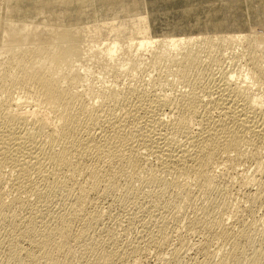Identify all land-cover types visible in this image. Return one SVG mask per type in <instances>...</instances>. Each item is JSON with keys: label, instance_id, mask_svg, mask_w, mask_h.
Here are the masks:
<instances>
[{"label": "bare ground", "instance_id": "obj_1", "mask_svg": "<svg viewBox=\"0 0 264 264\" xmlns=\"http://www.w3.org/2000/svg\"><path fill=\"white\" fill-rule=\"evenodd\" d=\"M31 1L30 4L27 3L28 6H25V2L20 3L18 12L17 9L15 11L14 5H11L13 11L17 12L16 15L11 8L9 11L13 14L9 15V13L7 17L3 16V12V17H0V79L6 82L14 79L16 85H20L28 93L27 96L18 98L14 105L12 104L10 107L5 105L6 108H0L3 110L1 115H4V117L2 116L4 119L0 118V168L6 174L13 176L7 180L10 184L9 190L14 195L11 199L12 202L6 201L5 197L0 200V234L4 232V235L0 236V251L4 254L1 256L3 258H0V264H26L28 257L30 258L32 255V249H38L41 252L40 256L44 258V264L52 262L60 264L58 257L60 255L65 258L69 257L73 249H75V254L77 243L86 235H91L88 234L89 229H92L101 220V213H98L100 210L94 209L96 204L94 194L96 195L102 190L104 193L112 192L115 189L114 186L117 185L114 182L117 177H123L130 168L141 170L143 160L146 164L147 162L156 161V164L158 162L164 168V172L168 171L169 174L176 173L177 175L179 173L180 175L181 171L185 170L186 173L188 169H192L191 171H194L195 176L198 177L194 178L202 182L200 186L198 184L200 190H207L209 193V191L217 189L214 184L216 177L212 166L214 167L213 164L219 160L222 161L223 155L227 161L230 159L232 161L233 154L239 158L247 157L248 150L246 149L250 148H247L248 146H253L255 150L261 152L262 148H258L261 147L259 144L262 143V140L264 141V94L251 93L250 90L254 86L252 87L250 83L264 81V65L262 63L264 41L260 39L259 35V32L264 30V21L260 19V15L264 14V0H254L250 3L246 1L248 5L243 0H235L237 4L245 6L247 10L255 11L258 8L261 13L258 15V23L262 28L260 31L250 26L251 29H238L239 31L222 29L226 21L225 18L216 17L218 9L214 6V0H199V9L203 19L201 18L200 23H195L204 29L200 31L202 43L209 49L226 47L234 43L243 46L246 44L247 67L244 66V68H247V72L242 79L239 74L241 72L238 69V73L236 67L234 70H226L223 63H226L225 57H222V59L225 58L224 61L219 60L220 56L218 59L213 58L215 62L220 63L221 75L216 77L212 73L213 76H209L204 82L201 80L200 84L195 89L193 88L194 91L192 90L191 94L181 91L175 108L172 106L175 104L172 103L170 94L159 93L155 89L156 87L148 91L146 88L150 87L147 84L143 88L137 85L133 87V84L126 83L123 88L125 91L120 89L121 92L116 90L117 84L114 86L103 84L100 88L98 87V90L97 88H95L96 90L84 89L85 91L79 89L80 86L84 88L91 83L92 72L89 61L97 64L100 70L102 68V70L111 71L117 83L120 82L123 72H126L130 63L134 65L137 60L140 61L146 55L147 57L151 56L150 59L154 64L159 65L161 62L168 61L169 64L165 65V63L164 66H161H167L169 69L171 64L177 65L180 69L178 74L181 79L187 84H195L196 79L192 81L193 74L191 75V73L201 65L202 62L199 63L200 59L198 58L202 56L198 57L197 54L200 53L194 52L190 46L192 45L191 38L185 36L187 33L180 30L186 26L178 21L169 23V27L160 34L154 31L155 26L152 20L155 18L150 7L159 0ZM66 4L69 5L67 8ZM70 4L73 7H70ZM51 6H54L56 13L49 11ZM194 7H198V5H194ZM194 7L189 6V10L194 11ZM182 9L184 10V8ZM48 11V14L51 12V15L44 16ZM184 11L188 13V9ZM83 13L87 14L85 23L82 22ZM122 13L127 15V20L126 17L123 19L119 17ZM160 17L163 20L168 19L167 16L166 18L163 15ZM129 24H132L131 28L127 27ZM257 26L254 27L257 28ZM210 30L213 31L209 33ZM245 30L250 31L245 33ZM175 48L178 49V54L181 57L171 58L170 52ZM212 61L208 66H211ZM76 62L78 64H75ZM60 63L66 64L68 66L66 68H69L67 71L65 70L66 72L62 69L64 74L59 73L58 68L61 66L58 65ZM204 68L201 71H205ZM208 72L209 70L206 76ZM23 98L27 103L25 108L21 106ZM96 99L100 100L102 104L98 103L99 101ZM109 101H114L121 108V113H117L118 110L112 108L113 106L108 107L107 102ZM116 105L114 106L116 107ZM160 106L164 110L168 108V112L161 113ZM88 121L92 123L89 130H87ZM107 158L109 160L106 161ZM262 164H264L263 161L260 162L259 168L263 167ZM161 167L158 169L161 170ZM263 170H260L262 178L258 181L259 188L256 198L264 201ZM103 171H107V173L102 176ZM143 171L142 168L140 172ZM163 180L161 181L156 173L152 174V172L142 178V182L145 184H156ZM165 180L167 179L165 178ZM175 180L177 178L173 183L168 182L170 180L166 181L165 186L171 188L170 185H173L175 187ZM126 184L127 187L124 190L127 191L132 185ZM179 186H181L180 183ZM187 188L190 190L189 187ZM183 190L182 192L186 191ZM127 193L130 192L127 191ZM256 198L254 200L258 199ZM68 200L73 201L74 204L70 202L67 205L71 203L76 205L69 208L64 207L61 212L56 211L57 208L54 206L57 203L54 205L55 202L63 201L61 203L66 204ZM12 204L22 210L21 214L23 211L25 214L23 216L19 215L20 212L17 214V210L15 211L16 208H13ZM136 209L129 213L128 220L142 216ZM146 220L148 219L142 220L143 224H146ZM199 221L197 218L189 223L193 228L198 229L199 226L202 227L198 224ZM72 224L76 226L74 228L81 227V229L77 228L78 231H73ZM204 224L206 226V223ZM215 224L217 223L215 222ZM245 226L239 228L240 231L237 234L233 232L234 229L231 231L229 230L231 228L226 229L227 227L222 232L220 231V235L224 239L227 238V241L232 236L235 238L233 245L230 243L232 248L228 254V260H221L222 262L217 263L210 261V257H213L212 254H218L224 248L220 247L221 249L219 248L217 253L210 252L211 248L210 251L203 248V251L200 252H203V257L200 260L193 259L196 260L194 264H228V262L244 264L247 258L253 261L252 264H258L260 258L246 255L247 246L252 238L250 232L253 230L249 232ZM205 229L207 230V228ZM211 232L213 233V231ZM153 234L151 240L148 241L155 245L158 243L159 234L157 232ZM108 235H103L105 239H101L102 253L106 259L103 261L105 264H121V261L123 262L126 258L130 259L129 256H136V253L139 252L137 244L131 246L134 243L128 242V238V241L126 238L118 240L113 234ZM86 237L88 238V236ZM91 238H93L92 235ZM228 238L230 239L228 240ZM89 241L92 245L93 242ZM81 251L83 252V250ZM81 251L78 253L81 254ZM98 251H101L99 247ZM223 253L227 254L225 251ZM83 254L84 258L88 257L85 252ZM181 254L180 248L173 253L171 264H182ZM33 257L35 256L33 255ZM67 260L71 262L66 258L64 262L62 261L63 264L67 263ZM38 261L35 262L38 263ZM88 262L90 261L88 260ZM98 263L100 264V261ZM73 264L75 263L73 262ZM78 264L86 263L82 260Z\"/></svg>", "mask_w": 264, "mask_h": 264}, {"label": "rangeland", "instance_id": "obj_2", "mask_svg": "<svg viewBox=\"0 0 264 264\" xmlns=\"http://www.w3.org/2000/svg\"><path fill=\"white\" fill-rule=\"evenodd\" d=\"M246 1H248V3H250V1H254V0H243V2H245V4L248 5V3H246ZM24 2H25V6H28V4H30L32 1L31 0H27V1H25V0H0V17H3L5 15L8 17L9 15L13 14V13H10L11 8H12V11H13V7H15V11L17 9V12H18L19 11V6L18 5L20 3H24ZM140 3H141V1H140ZM11 5L12 6L14 5V6L12 7ZM194 5H198V7H194ZM233 5H235V6H233ZM65 6L67 8L69 5L66 4ZM189 6H193L194 7L193 8L194 11L191 12L189 10L191 7L189 8ZM214 6L217 7V9H218L216 17L217 18H223V19L225 18L226 24L223 26L222 29H224V30L226 29V31L228 29H234L236 31H239L238 29H247V28L251 29L250 27H252V28H254V29L258 30V31H260L262 29L261 28V24L258 23V19H259L258 15L260 13L258 8H256V10L258 12L256 10L255 11L254 10L253 11L252 10H247L245 8V6L237 4L235 2V0H224V2H223V0L222 1L221 0H219V1L218 0H214ZM230 6H231V8H230ZM255 6H256V3H255ZM53 7L54 6H51V9L49 11H53V12L55 11V13H56V10ZM70 7H73V5L70 4ZM182 8H184V10L188 9V13H186V11H184ZM150 10H151L152 13L154 12L153 13V17L155 18V20H152V21L154 22V26H155L154 31L156 33H158V34H160L162 31H164L166 28H168L169 27V23H174V22L178 21V23L182 24L183 26H186V27H183L180 30L182 32L187 33L185 36L191 38L192 45H190V46L192 47L194 52L200 53V54H197L198 57L202 56V57L198 58V59H200V60H198V62L199 63H201V62L203 63V64L201 63V65H200L201 68L199 66L197 68V70H195L196 72L193 70L192 71L193 73H191V75L193 74L192 75L193 76L192 81H194L196 79L198 81L197 82L198 84L196 83V80L194 81L195 84L193 82H192L193 84H191V83L187 84L183 79H181L180 75L178 74V70H180V69L178 68L177 65H172L171 64L170 69L167 68V66L163 67L165 63H166L165 65L169 64V62L166 61V59H165L166 62H164V63L161 62L159 65L160 66L163 65V66L160 67L158 64H154V62L150 59L151 58L150 55H148V57L146 55L145 58L142 57V59H140V61L137 60L138 62L136 61L134 63V65L132 63H130L131 65L128 66L129 68L127 67L128 69L127 70L125 69L128 74L126 72H123L122 76H124V77L121 76L120 82L118 81L117 83L115 82L116 80H114V77L112 76V72L111 71H109V70L106 71V69H104V68H103L104 70H102V68H101V70H102L101 71L100 67H98L97 64L93 63L92 61H89L88 63L90 65V67H91V72H92L91 80H90L91 83H90V85L87 86L88 88L85 87V86H84V88H83V86H80L79 89L81 91H83L84 89H95V88H97V90H98L100 88V86L103 85V84H105L106 86H114V84L115 85L117 84V86H115L116 90H120V89L122 90L123 88H125L126 83L131 84V85L133 84V87L134 86L136 87V85H137V86H141L143 88H145L148 85L150 87V88H148V87L146 88L148 91L150 89H154L156 87L155 89L159 93L163 92V93L170 94V96H171V98L173 100L172 103H174L175 105H173L172 103L171 104L175 108V106L177 105V101L176 100L178 99V95H179V93L181 91H185L188 94H191L192 93L191 91L192 90L194 91V89L200 84L199 82L201 80H203L201 82L206 81L209 78V76L211 77L212 73H213L214 76L216 75V77L221 75L220 63L215 62L213 60V58L214 59H218V56H220L221 58L219 60H221L222 57H225L226 59L225 58L224 59L226 60V63L225 62H223V63L225 64L224 67L226 66V70H228V69L229 70H231V69L234 70V68L236 67L235 69H237V71L239 69V71L241 72V73H239V71H238V73L241 75L240 77L242 79L244 78L245 72H247V68H246L247 67L246 66L247 65L246 64V59L247 58L246 57H247L248 51H247V48H245L246 44H244V46H243V45L234 43V44L227 45L226 47H224V46L215 47V48L213 47V48L209 49L207 46H205V44L202 43V35H201L200 31H203L204 29H201L202 28L201 25L195 23V22L200 23L201 18L203 17L202 16V12L199 9V0H159V1L155 2V4L150 7ZM181 10H183V11H181ZM15 11H13V12L16 15L17 12H15ZM49 11L44 16H47ZM3 12H4V15H3ZM48 15H51V12ZM161 15H163L164 18H166V16H167L168 19L167 20H163L160 17ZM126 16H125V13H122V14L119 15V17L121 19L125 18ZM82 17L84 18V19L82 18V22L84 21V23H85V19L87 18V14L85 15L83 13ZM125 19L127 20L128 17H126ZM260 19H262L264 21V14L260 15ZM131 25L129 24L127 27L131 28L130 27ZM254 26L255 27L257 26V28H255ZM235 27H237V28H235ZM212 31L213 30H210L209 33H211ZM249 31H246L245 33H248ZM225 33H227V32H225ZM259 33H260L259 34L260 35V39L262 41H264V30H261ZM240 41H241V39H240ZM204 46L207 47V48H205ZM260 48L262 49V47H260ZM178 53H179L178 49H176V48L173 49L170 52L171 58L181 57ZM222 53H224V54L221 55ZM211 55H212V57H211ZM5 56H6V54H5ZM148 58H149V60H148ZM262 58L263 57L261 55V59ZM143 59H145V60H143ZM224 59H222V61H224ZM202 60L205 61L206 63L203 62ZM262 60H263L262 63L264 65V58ZM211 61H212L211 66H208ZM146 62H148V63L146 64ZM60 64L58 66H61V67L64 66V67H62V68L59 67L58 68L59 73L62 74L65 70L67 71V69H69V68H66V67H68V66H66V64L65 65H63V63H60ZM75 64H78V62H76ZM94 65H95V67H94ZM205 65L208 66V67H212V68L209 69ZM244 66H246V67L244 68ZM203 68L206 69V70L208 68L209 72H208L207 76H206V74H207L208 70L207 71L206 70L205 71H201V70H203ZM242 68H243V70H242ZM210 70H211V72H210ZM242 72H244V73H242ZM209 73H210V75H209ZM194 74H196V75H194ZM199 74H200V76H197ZM133 75H134V77L132 78ZM201 75H202V78L204 77L203 79L201 78ZM127 76H129V77H127ZM159 76H161V77H159ZM195 76H197V77H195ZM13 80L14 79H10V80H7V82H6V81H2L0 79V92H1L0 93V105L2 106V107L0 106V108H3V107L6 108L7 106H5V105H8V107H10V105H12V104L14 105V103L17 102L18 98H20L21 96H27V94H28L26 92V90H24V88H22L20 85L18 86V84L16 85V82L13 81ZM178 80H180V81H178ZM183 81H184V83H183ZM144 82H146V83H144ZM3 83H5V84H3ZM123 85H124V87H121ZM250 85L252 87L254 86L253 88L251 87L252 90H253V91L250 90L251 93L257 94V93L260 92L259 94H261V93L264 94V81H258V82H255V84L251 82ZM121 90H120V92H121ZM122 91H125V89H123ZM96 100L99 101L98 103L101 102L98 99H96ZM24 101H25V98L22 99L23 103H21L22 104L21 106L25 108L27 106V103L24 102ZM107 103H108V107H112L113 106L112 108H115V109L118 110L117 113H121V111H122V110H120L121 108H119V106L116 105L114 101H109ZM100 104H102V103H100ZM109 105H111V106H109ZM114 105H116V107H118V108H116ZM159 108L161 110L160 111L161 113H163L165 111L168 112V108H165V110H164L163 107L161 108V106ZM2 111L3 110H0V118L1 119L4 117V115H1V114H3ZM177 112H178V110H177ZM178 114H179V112H178ZM88 123H89V125H88V129L87 130H89L90 127L92 126L91 121H88ZM195 127H197V125H195ZM263 142L264 141L262 140V143L259 144V145H261V147L258 148V149L262 148V149H260L261 152H259L257 149L255 150V148L253 146H248L247 148H249V147L250 148L246 149V150H248V154H246L247 157L246 156H242V158L241 157L239 158V157H237L236 155L233 154L232 161H231V159L227 161V160H225L226 159L225 155H223L222 158L224 160L222 159V161L219 160L220 162L219 161L216 162L217 165L213 164L214 167L212 166V168L214 170L213 169L212 170L215 171L214 175L216 177V178H214L215 179L214 180V184H215V188H217V189L215 191H211V192L209 191V193H208L207 190H202V189L200 190L199 186H200V183H202V182H200V180H196L198 177L195 176L194 171H191L192 169L191 170L188 169L186 171V173H185V170H183L184 173H183V171H181L180 175H179V173H177V175H176V173L169 174L170 172H168V171L164 172V170H163L164 168H162L161 165H159L158 162H157V164H156V161L147 162V164L149 163L147 165L146 163H144L145 160L142 161L143 162V167L142 168L144 169V171L146 173L144 171L142 172L143 174L140 172L142 170V168H141V170L140 169L137 170V169H134V168L128 169V171L126 172V174L123 175V177L122 176L117 177L116 181L119 180L118 182L114 181L117 185L114 186L115 189L112 192L104 193V190H102L99 193H97L96 195L94 194V198H95L94 201L96 203L95 206H94V209L97 210V208H98V210L101 211V212L100 211L98 212V213H101V220L93 227L94 229L93 228L89 229L90 232L88 234H91L93 236V238L90 239L91 235H86V236H88L89 239L86 236L84 238H82L83 240L81 239L80 240L81 242L79 241L77 243L78 246L77 245H76L77 247L75 246L76 247L75 254H74V250L75 249H73V252H71L70 256L66 257L71 262H69L67 260L68 262L65 261L67 263H64V264H71V263L73 264V262L75 264H78V263L82 262V260L86 264H89L90 262L92 264H95V263L97 264V262H99V261H100V264H105L103 262V261H106V259L104 258L103 253H102L103 252L102 240L105 239V237L103 235L107 236L108 234L109 235L113 234L115 236V238H117L118 240H122L124 238H126V240H127V238H128V240H129V241L127 240L128 242L134 243L131 246H134V245L137 244V246L139 247V248H137V250L139 252L136 253V256L135 255H133L132 257L129 256L130 259L126 258L125 260H123V262L121 261V264H123V263L124 264H171V262H172L171 261V259H172L171 257L173 256V253H175L177 250H179V248L181 249V253H182L181 254V258H182V262H183L182 264H194L196 260H198V259L200 260V258L203 257V252L200 253L201 251H203V248L208 250V251H210L212 249L210 252L217 253V250L219 251L220 247L222 249L224 248L223 251L220 250L221 252L219 251V253H218L219 255L218 254H212L213 257L212 258L210 257V261H213V262H216V263L219 262V261L222 262L221 260H223V261L224 260H228L227 259L228 256H229L228 254L231 252V248H232L231 246L233 245V241H234L235 238H233V236H232L231 239L228 238V240L230 239L232 242L230 240L227 241V238L224 239L220 235V231L222 232L227 227L226 229L231 228V229H229L231 231L234 229L233 232H236L235 234H237L240 231L241 227L245 226V225H246L245 227H247V230L249 232L251 230L254 231V232L253 231L250 232V234H252V238L250 239L249 244L247 246V249H248L247 251L248 252L246 253V255H249L248 257H250V255L258 257V258H260L258 264H264V232H263L264 231V203H263L264 201L262 199L258 198V197H257L258 199L256 198V196L258 195L257 194L258 193L257 189L259 188V184H258L259 182L258 181L260 180V178H262V177H260V176H262L261 171H262V169H264V164H262V166H263V167L261 166L262 168H259L260 167V165H259L260 162L263 161V163H264V154L262 155V153H264V143ZM126 146H127V144H126ZM250 151H251V153H250ZM142 155H144V153H142ZM260 155H261V157H260ZM253 156H255V157H253ZM245 157H246V159H245ZM107 160H109V159L107 158L106 161ZM150 163H151V165H150ZM105 164H107V163H105ZM157 166L159 167V169H160V167L162 169L159 170ZM155 168H157V169H155ZM136 170H137V172H136ZM154 171H156V172H154ZM150 172H152V174L156 173V176L161 181L164 179L163 182L156 183V184L155 183L154 184H145V183H143L142 182V178H144V176L150 175ZM105 173H107V171H105V172L103 171L102 172V176H103V174L106 175ZM181 173H183V174H181ZM5 174H6L5 171L0 168V200L3 197H5L6 201H9V202L11 201L12 202L11 199L14 197V195L9 190L10 189V187H9L10 184L8 183L7 179H9L10 177H13V176H10L9 174L5 175ZM142 175H144V176H142ZM181 175L182 176L184 175V176L182 177ZM124 176H127L129 178H127V177L124 178ZM138 176H140V177L137 178ZM180 176L182 177V179H181ZM81 177H80V180H82V178H83V177L82 178ZM194 177H196V179ZM132 178H134V179H132ZM140 178H141V181H139ZM165 178L167 180H165ZM176 178H177V180H175V182H174V184L176 183L175 187L173 185H170L171 188H168V187L165 186V183H167L166 181L170 180L168 182L173 183L174 179H176ZM131 180L133 182L136 181V182H134L135 185H134V183ZM256 181H257V183H256ZM178 182L180 183L181 186H179ZM126 183H128L129 185H132L130 187L132 189L129 188L131 191L127 188L128 189L127 191L130 192V193H127V191L124 190V188L126 189V187H127ZM1 184H2V186H1ZM198 184H199V186H198ZM162 186H163V188H162ZM187 187H189L190 190H188ZM166 188H168V189H166ZM181 188H182V190L184 188V190H186V191L183 190L184 192H182ZM185 188H187V189H185ZM191 188L194 189V190H192ZM133 189H134V191H132ZM162 189H164V190H162ZM179 189H180V191H179ZM117 191H119V192L117 193ZM115 192H116V194H115ZM186 192H189V193L192 192V193L189 196V193H186ZM124 193H126V194H124ZM102 194L103 195L107 194V195L103 196ZM152 194H154L158 198L155 197ZM95 196H97L99 198H96ZM185 197H187V198H185ZM255 198L257 200H254ZM259 199L262 200V201H260ZM157 200H159V201H157ZM61 202H63V201L55 202L54 205L56 203L57 204L55 206L53 205L54 208L58 209V210L56 209V211H58V212H61V210H64V207L65 208H69L71 206L74 207L76 205V204L73 205L74 203L71 200H68L66 202V204L61 203ZM70 202H72L73 204L71 203L70 205H67V203L69 204ZM12 205H13V208H16L15 211L17 210L16 211L17 214H19V212H20L19 215H21V216H23L25 214L24 211H23V214H21L22 210L17 208L15 204H12ZM62 206H63V208H62ZM135 208H137L136 210L140 211L139 214L142 215V216H140L138 218L136 217L137 219L134 218V219L128 220L129 213L132 212L133 210L135 211ZM121 216H122V218H121ZM144 216H146V217H144ZM197 218H198V220H200L198 224L202 225V227L199 226L198 229L197 228L195 229V228H193L190 225V223H191L192 220L197 219ZM145 219H148V220H146V224H143L142 220L144 221ZM209 220H210V222H209ZM147 221H149V222L147 223ZM162 221H163V223H162ZM200 222L201 223L202 222L206 223L207 227L205 226L204 223L201 224ZM212 222H214V223L211 224ZM215 222L217 224H215ZM149 226H150V228H149ZM217 226H218V228H216ZM74 227H76V226H73V224H72L73 231H75V232L81 229V227H77L78 228V230H77V228H74ZM205 228H207V230ZM209 228H211V229H209ZM212 228H213V230H212ZM250 228H252V229H250ZM255 229H256V231H255ZM158 231H161V232H158ZM211 231H213L214 234ZM155 232H157V234H159V239H158V243L154 245V244H152V242H150L148 240L149 239L151 240L152 234L153 233L155 234ZM3 235H4V232L3 233L1 232L0 236H3ZM149 235H151V236H149ZM216 236L219 237V239H217ZM38 237H40V236H38ZM38 237H37V239H40ZM145 237H146L147 240L145 239ZM220 237H222V238H220ZM89 240H91V242H93L92 245L89 243L90 242ZM83 243H85L86 246H84L85 244L83 245ZM94 243H95V246H94ZM23 245L27 246L26 244H23ZM98 245H100V246H98ZM202 245H203V247H202ZM204 245L207 248H205ZM91 246H92V248H91ZM93 246H94V248H93ZM98 247H99V250L101 249V251H98ZM78 250H80V251L83 250V252H85V255H88L89 258L86 257V256L84 258L83 252L81 251L82 253L79 254L80 251H78ZM198 250H199V252H198ZM86 251H87V253H86ZM96 251H98V252H96ZM224 251L227 254H224L223 253ZM0 252H1L0 258H3V257H1V256L4 255V254H2L3 252L2 251H0ZM88 252H89V254H88ZM99 252H101L102 254L101 253L99 254ZM40 253L41 252L38 249L37 250L36 249H32V255H31L30 258L28 257V262H26V264H30V263H32V264H44L43 263L44 262V260H43L44 258H42L40 256ZM93 253H94V255H92ZM96 253H98V255H96ZM90 254H91V256H90ZM33 255L35 257L36 256L37 257L35 258V257H33ZM79 255L80 256L82 255V256L80 257ZM95 255H96V257H95ZM39 257H41V258H39ZM66 258L63 255H60L58 257V259L60 260V264L61 263L63 264V262H64V260H66ZM213 258H214V260H212ZM193 259H196V260H193ZM33 260H34V262L35 261L37 262L38 260L39 261H38V263H36V262L34 263ZM88 260L90 262H88ZM26 261H27V259H26ZM252 262L253 261H250L247 258L245 260L244 264H252ZM51 264H54V263L52 262ZM228 264H231V263L228 262Z\"/></svg>", "mask_w": 264, "mask_h": 264}]
</instances>
